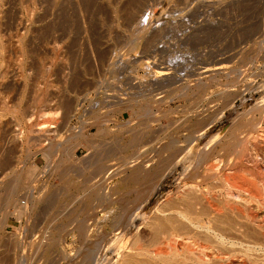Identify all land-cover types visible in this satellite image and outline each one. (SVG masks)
<instances>
[{"label":"rangeland","instance_id":"rangeland-1","mask_svg":"<svg viewBox=\"0 0 264 264\" xmlns=\"http://www.w3.org/2000/svg\"><path fill=\"white\" fill-rule=\"evenodd\" d=\"M263 95L264 0H0V264H85L80 248L97 240L109 246L95 254L99 264H125L136 255L134 236L142 232L145 246L153 224L174 216L156 204L199 193L181 189L188 169L178 162L142 206L147 217L125 235L120 256L119 240H110L140 203L122 177L154 162L168 140L181 144V156H198L238 119V148L215 152L217 180L226 174L263 196L247 175L264 176ZM96 191L115 202L90 197ZM120 192L130 202H116ZM234 246L246 264H264V249Z\"/></svg>","mask_w":264,"mask_h":264},{"label":"bare ground","instance_id":"bare-ground-1","mask_svg":"<svg viewBox=\"0 0 264 264\" xmlns=\"http://www.w3.org/2000/svg\"><path fill=\"white\" fill-rule=\"evenodd\" d=\"M220 68H221V66H217L215 68H210L208 70H218ZM158 72H160V70ZM162 73H163V71H162ZM198 121H200V120H198ZM198 121L193 122L191 125V128L197 129L198 126L201 125V123H199ZM212 121H211V123H212ZM201 122H202V119H201ZM256 123L252 124V122H251L250 125H253V128H255ZM203 124L205 125V122ZM242 124H243V122L241 123V120H239V119L234 121L229 132L227 131L228 134L224 136L225 140H224V138L221 140L216 139L215 142H217L219 140L216 144H214L215 143L214 141H213L214 142L213 144H211V145L209 144L210 142L212 143V139H210L209 138L210 136L208 135L209 136L208 138L211 141L206 140V142L207 143L209 142L208 143L209 145L208 144H207V146L205 145L206 147H204V145H203V147L200 146L199 152L197 151L198 149L196 150L198 153V156L196 155V153H195V155L198 159L193 157V156H195V155H193L195 152L194 150H192L194 152L192 153L191 157H189L190 155H185L188 153L186 151L187 148L185 149L186 153L184 152L185 154L183 156H181L183 154V153H181V151L183 150V148L180 147L181 144L176 145L175 140H172V141L168 140L169 143H167V144L163 143L164 144L163 147L162 148L160 147L161 149L157 150L158 152H157L156 157H155L156 159L155 160L153 159L154 162H152V161L146 162L145 161L143 163H140V164L134 166L131 169V171L125 177H122L123 183L124 184L126 183V187H128V189L133 188V189H131L134 192V193L131 192L134 194L133 195V198H134L133 202L140 200V203L136 202L138 205L135 204L136 206L133 208L132 213L131 214L129 213L130 214L129 219L131 222L129 225L126 223L128 226V229L127 230L122 229L123 232H120L119 234L112 233V234H114L113 237L111 238L112 240L109 239L111 244H113L114 241L117 242L119 240L117 248L115 246H114V248L118 249V251H121L119 253L120 256L123 253L122 249L126 247L125 245H123V243L126 241L125 235L127 236L133 228L137 229L138 224H140L139 222H141V220L143 222V218L145 219L147 217V216L144 217V214H145L144 209L145 208L143 209L142 206L145 204V202L150 203L152 201V197L155 194V192L158 191L159 185H160L162 179L165 178L166 175H168L171 172V170L174 168V166L178 162L184 164L183 170H185V171H186V169L189 170V171L187 170L188 172L186 171L187 177H186L185 172L183 171L185 174L184 176L188 179L185 178V180H187V181L183 182V184L180 185V186H182L181 189L182 190L190 189L194 192L199 193V195L195 194L196 196L195 195L193 196L191 193H188V194L186 193L183 196L179 195V196H181L179 198V200L176 199L177 201L175 200V202H173V201L170 203L168 202V204L166 203L167 206H166V204H164L165 208H164L163 204H162L163 208H159V207H157V204L155 203L156 208H154V209H156L155 211H158L159 214H160V212L164 213L165 211L172 212V214L173 213H175V214H174V216L173 215L166 216L164 220L160 218V220H162V221L159 220L160 222H158V220H157L158 223L156 222L153 224L154 225V227H153L154 233H153L152 237H150L151 242L147 240L148 243L149 242L150 243L149 244L145 243L147 246L145 244H144L145 246L140 245L139 236H140V234H142V232L140 234L138 232L139 236L138 237L134 236L135 239H132L134 241L133 245H135L136 255L133 256L132 255L133 253H130L129 257L127 256L128 258L124 262L125 264H151L150 259L154 260V261H155V259L156 260L158 259L159 261L157 260V262L160 264H211V263H209V261L215 260V259L222 260L221 263H219V264H233L236 259H239L244 264H246V261L242 258L241 255H239L240 252L238 253L237 252L238 250H236V248H233V247H235L234 245H236V243L242 244L243 241H246V242L249 241L254 245V247L257 250L264 249V189H263L264 188V186H263L264 176H261L262 172L261 173L259 172L261 174L259 176V173L258 174L252 173L254 171H251V173H249L250 171L248 172V170H247V172H248L247 175L250 177V182L254 181V183L262 184V186L261 185L260 186L262 187L263 191L261 192L259 190L263 194V196H261V197L260 196L257 197L258 195L253 196L248 190H245V188H243L245 186H243V187L241 186L242 187L241 188L239 184L237 185V184H234L233 182H230V180L227 178L226 174L223 175L222 178L220 177L219 180H217L218 176H220V174H221L220 166L222 165L221 164L222 160L220 158L216 157L218 155L217 153H215L217 150V147L221 146V147L225 148V146H227L228 148H232V147L238 148L237 147V146H239L238 142L241 141V138L239 137V135L242 132V130L240 131V128L243 127ZM204 125L201 126L202 129H203ZM194 131L192 129V132H194ZM200 131H201V129H200ZM255 131H256V129H255ZM205 133H207L206 130L205 129L202 130L197 135V138L202 137ZM217 136L218 135L215 133L214 137H217ZM246 137L248 138V136H246ZM195 138L193 140H195ZM213 139H215V138H213ZM222 140H224V142H222ZM206 142H205V144H206ZM192 147H194V144ZM201 147H202V149H201ZM181 148H182V150H181ZM241 150L237 149L238 155L242 153ZM232 152H234V151H232ZM239 152H241V153H239ZM189 154H191V153H189ZM179 155L181 157H179ZM192 157H193V159L195 158L196 160L195 159L194 160H195V162L196 161L197 162L196 163L193 162L194 165L191 164V166H190L189 160L192 159ZM133 162L136 163L134 160H133ZM191 162H192V160H191ZM249 162H250V160H249ZM98 163H100V162H98ZM250 163H252V162H250ZM183 164L182 165L180 164V165L183 166ZM99 167H102V166H99ZM146 167H149V168L146 169ZM252 170H254V167ZM32 171H34V170H32ZM26 173H27V171H26ZM245 175H246V173H244V176ZM65 178L66 177H64V179ZM243 178L246 179L247 177H243ZM210 181H211V183H210ZM248 182H249V180H248ZM207 183H209L211 185L208 186L209 185L208 184L206 186L205 184H207ZM134 184H138V187L135 186L136 187L135 188ZM246 184H247V181H246ZM95 187H96V185H95ZM97 189H99V188L97 187ZM259 189H260V187H259ZM98 192L100 193L101 191H96L95 193L93 192V194L90 193V197H92L94 195L97 198L99 197L98 199H100L102 197V200L106 201V203L108 202L109 204H113L115 202L110 197V195H108L109 196L108 197L106 194V197H104V195L98 194ZM129 192H126V193H129ZM122 193H123V191H122ZM122 193L120 192V194H122ZM126 196H125V193L121 197H119V194H118L119 199L117 200L116 199L117 197H116L115 198L116 202H120L119 204L124 203V202H130V200H128V199H130L131 197L129 196V198H128ZM154 200L157 201L156 198ZM125 204L126 203H124V205ZM111 206L113 207V205H111ZM144 207H145V205H144ZM153 207H152V209H153ZM79 208H81V207H79ZM123 209L124 208H122V210ZM108 212H110V211H108ZM147 212H150V211H147ZM76 215H77V213H76ZM124 216H125V214H124ZM86 217H87V214H86ZM157 218L159 219V217H157ZM230 220H232L233 222H229ZM84 222H82V221L78 222L77 230L85 235V233L87 231H85ZM231 223H233V224H231ZM115 224H117V223H115ZM111 225H113V224H111ZM226 225H228V226L226 227ZM117 228H118V226H117ZM200 230L202 232H200ZM84 231H85V233H84ZM77 234H79V233H77ZM87 234H88V232L86 233V235ZM103 235H105V234H103ZM103 235H102V238H103ZM246 238H250L251 240L250 239L247 240ZM82 240H83V236H82ZM99 241L100 240L91 242V244L97 245V248H95V249L93 248L94 246L93 247L87 246L86 249H83L85 246L83 248H80V251L82 249V252L80 253L82 260H83L82 262H84L85 264H89L91 261H94V264H99V260L101 258L100 259L97 258L98 257L97 255H99V256L102 255L103 252L105 251V249L107 247H109L107 245V243H106V246L101 244L102 246L99 247ZM112 241H113V243H112ZM226 242H227V244L229 243L230 246L226 245ZM115 249H114V251H115ZM97 250H100L101 252H98ZM96 251H97V253H96ZM247 251H248V249H247ZM95 254H97V255H95ZM139 255H140V257H141V255H142V257H144V256L145 257L143 259L138 260L136 256H139ZM153 263L156 264V262H153ZM216 264H218V263H216Z\"/></svg>","mask_w":264,"mask_h":264}]
</instances>
